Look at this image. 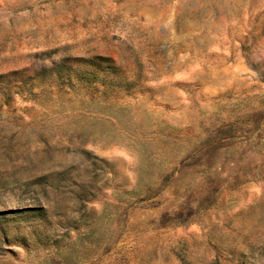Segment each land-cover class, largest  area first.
I'll list each match as a JSON object with an SVG mask.
<instances>
[{
  "label": "rangeland",
  "instance_id": "rangeland-1",
  "mask_svg": "<svg viewBox=\"0 0 264 264\" xmlns=\"http://www.w3.org/2000/svg\"><path fill=\"white\" fill-rule=\"evenodd\" d=\"M0 264H264V0H0Z\"/></svg>",
  "mask_w": 264,
  "mask_h": 264
}]
</instances>
